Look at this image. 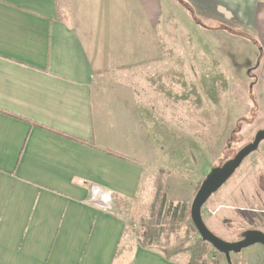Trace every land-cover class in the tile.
Returning <instances> with one entry per match:
<instances>
[{
  "label": "crops",
  "instance_id": "obj_1",
  "mask_svg": "<svg viewBox=\"0 0 264 264\" xmlns=\"http://www.w3.org/2000/svg\"><path fill=\"white\" fill-rule=\"evenodd\" d=\"M163 1L0 0V264H188L89 203L100 188L120 212L150 178L145 129L177 61ZM187 1L246 27L264 12L262 0ZM229 30L213 31L239 37Z\"/></svg>",
  "mask_w": 264,
  "mask_h": 264
},
{
  "label": "rangeland",
  "instance_id": "obj_2",
  "mask_svg": "<svg viewBox=\"0 0 264 264\" xmlns=\"http://www.w3.org/2000/svg\"><path fill=\"white\" fill-rule=\"evenodd\" d=\"M181 3H188L194 15ZM163 6L174 42L176 56L172 59L177 61L160 80L159 104L154 100V127L145 129L146 137L150 132L154 135L155 156L151 153L146 160L150 178L140 197L122 203L119 212L126 218L134 242H139L143 225L151 217L161 171L168 201L191 207L209 171L233 159L264 129V12L255 26L246 27L219 22L196 11L187 0H164ZM217 23L222 24L221 29L246 37L213 31L220 29ZM161 27L165 32L164 24ZM144 100L146 105L152 103L147 96ZM145 119H149L147 112ZM202 216L209 230L226 242L239 241L249 228L263 230L264 141L209 199ZM178 230L165 236L171 247L185 239L186 226ZM200 240L194 233L187 246ZM258 249L264 248L255 245L240 254L232 253L231 264H249ZM177 257L188 263L190 252ZM208 264L229 263L213 249Z\"/></svg>",
  "mask_w": 264,
  "mask_h": 264
},
{
  "label": "trees",
  "instance_id": "obj_3",
  "mask_svg": "<svg viewBox=\"0 0 264 264\" xmlns=\"http://www.w3.org/2000/svg\"><path fill=\"white\" fill-rule=\"evenodd\" d=\"M178 1L183 2V0ZM181 4L186 7L189 13L194 15V10L188 3ZM163 176L164 172L161 171L155 183L157 192L151 207V217L144 223L140 234V245L144 248H156L168 259L175 258L184 251H189L188 264H208L213 250L212 247L202 240L194 246H187L192 239V235L197 233L191 218L188 217L191 207H186L181 203L173 204L168 201ZM182 226L187 228L185 239L179 241L175 246H169L165 242V236L168 237L172 233H176L179 231L178 228ZM247 230L255 229L249 228Z\"/></svg>",
  "mask_w": 264,
  "mask_h": 264
},
{
  "label": "water",
  "instance_id": "obj_4",
  "mask_svg": "<svg viewBox=\"0 0 264 264\" xmlns=\"http://www.w3.org/2000/svg\"><path fill=\"white\" fill-rule=\"evenodd\" d=\"M263 141L264 129L258 131L254 140L243 147L233 159L221 167L212 168L202 182L190 208V218L201 240L223 254L229 264H231L232 253L240 254L243 250L255 245L264 247V233L259 230H247L242 233L241 240L226 242L209 230L204 222L202 211L209 199L233 177L245 159L258 151Z\"/></svg>",
  "mask_w": 264,
  "mask_h": 264
},
{
  "label": "built area",
  "instance_id": "obj_5",
  "mask_svg": "<svg viewBox=\"0 0 264 264\" xmlns=\"http://www.w3.org/2000/svg\"><path fill=\"white\" fill-rule=\"evenodd\" d=\"M89 203L106 213L112 215L119 213L115 204L114 195L109 191L100 188H94L92 190Z\"/></svg>",
  "mask_w": 264,
  "mask_h": 264
},
{
  "label": "flooded vegetation",
  "instance_id": "obj_6",
  "mask_svg": "<svg viewBox=\"0 0 264 264\" xmlns=\"http://www.w3.org/2000/svg\"><path fill=\"white\" fill-rule=\"evenodd\" d=\"M229 31H231V32L233 33V31H232V30H229ZM236 35H239V36H240V35H244V37H246V35H245V34H240V33L238 34V33H236ZM254 44H255V43H254ZM260 51H261V48H260ZM250 73H251V72H250ZM240 240H241V239H240Z\"/></svg>",
  "mask_w": 264,
  "mask_h": 264
}]
</instances>
